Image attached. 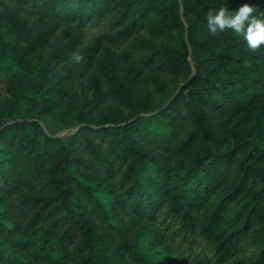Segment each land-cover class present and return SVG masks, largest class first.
<instances>
[{
    "label": "trees",
    "instance_id": "16d2710c",
    "mask_svg": "<svg viewBox=\"0 0 264 264\" xmlns=\"http://www.w3.org/2000/svg\"><path fill=\"white\" fill-rule=\"evenodd\" d=\"M243 4L0 0V264H264V46L206 21Z\"/></svg>",
    "mask_w": 264,
    "mask_h": 264
},
{
    "label": "clouds",
    "instance_id": "9594fccd",
    "mask_svg": "<svg viewBox=\"0 0 264 264\" xmlns=\"http://www.w3.org/2000/svg\"><path fill=\"white\" fill-rule=\"evenodd\" d=\"M206 21L208 32L212 36L231 30L243 37L250 51H258L264 46V12L258 11L254 6L243 4L234 12L224 6L209 8ZM76 59L79 60L80 57L77 56Z\"/></svg>",
    "mask_w": 264,
    "mask_h": 264
},
{
    "label": "water",
    "instance_id": "95a60500",
    "mask_svg": "<svg viewBox=\"0 0 264 264\" xmlns=\"http://www.w3.org/2000/svg\"><path fill=\"white\" fill-rule=\"evenodd\" d=\"M181 16H182V19H183V21L185 23V20H184V17H183V9H182V6H181Z\"/></svg>",
    "mask_w": 264,
    "mask_h": 264
}]
</instances>
